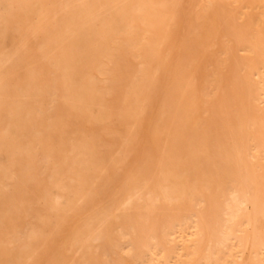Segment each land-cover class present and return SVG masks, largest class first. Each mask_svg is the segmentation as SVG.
Here are the masks:
<instances>
[{
  "label": "bare ground",
  "instance_id": "1",
  "mask_svg": "<svg viewBox=\"0 0 264 264\" xmlns=\"http://www.w3.org/2000/svg\"><path fill=\"white\" fill-rule=\"evenodd\" d=\"M54 1L59 5L51 14ZM187 1L17 0L22 14L36 13L34 34L44 30L43 46L52 45L55 55L53 77L46 78L47 49L43 65L25 62L20 51L0 55V113L5 118L0 123L5 158L0 163V264H37L42 250L67 232V250L87 249L82 264H100L85 255L93 246L97 258L105 256L108 237L112 254L119 249L129 253L125 264H264V13L255 16L243 10L249 8L246 1L237 0L235 17L252 24L241 43L229 36L233 29L224 0H197L188 31L193 44L188 42V51L194 56L183 64L179 79L184 87L176 105L148 125L138 119L142 96L136 95L140 102L130 109L127 92L132 89L120 111L109 106L115 88L111 80L120 69V57L113 58L117 34L125 33L132 20L147 27L162 23V36L169 34ZM251 1L264 7V0ZM163 38L154 44L162 46ZM226 40L231 49L225 58ZM205 56L213 62L198 80ZM140 64L149 65L146 60ZM140 71L134 85L145 87ZM10 72H24L25 79L11 82ZM232 82L238 83L236 98L228 99ZM93 122L125 123L129 131L114 152L103 151L99 136L87 130ZM216 125L221 131L234 127L231 137L209 138L207 132ZM144 133L151 139L144 162L124 186L118 180ZM23 184L38 191L42 202L32 222L19 227L14 223L24 201L17 204L13 198ZM116 184L123 194L112 208H99L83 227L78 221L69 224L67 217L90 202L107 203L103 194ZM168 243L175 253L167 251ZM137 253L143 257L138 263ZM112 254L103 264L117 263ZM64 260L54 264H67Z\"/></svg>",
  "mask_w": 264,
  "mask_h": 264
},
{
  "label": "rangeland",
  "instance_id": "2",
  "mask_svg": "<svg viewBox=\"0 0 264 264\" xmlns=\"http://www.w3.org/2000/svg\"><path fill=\"white\" fill-rule=\"evenodd\" d=\"M196 1L197 0L187 1L185 7L184 6H183L184 8L182 7L183 8L181 12L182 17L180 16L179 22L174 28H172L169 34L168 33L163 34L164 38L162 36V29H161L162 23L159 22H157L156 25L154 24L151 27H147L145 24H143L140 21L132 20L127 22L128 28L125 33L121 35L117 34V38H118V43L116 45L117 51L113 52L114 53L113 58H115L116 55L120 57V69L117 70V72L114 75V78L111 80L114 82L115 88L109 94V106L112 107L116 112L120 111L121 109L119 107L120 104L123 103V98L126 94L127 89H132L131 92H127L128 94L131 93L130 97L132 100H129L131 102L128 103L129 105H131L130 107L131 111L135 109L133 108L134 105L132 106V103L135 104V102L139 101L136 95L138 96L140 95V97L142 96L141 102L143 104V109L138 119L142 121L143 124L145 125L151 124L152 122L155 123L161 113L165 115L166 112H168V109L173 108V106H175L176 103L180 100V96H181L180 91L184 86L183 85L181 86L179 76L183 71V64L186 61V58H189V56L192 57L194 56V54H192L193 52L188 51L189 50L188 47L190 45H193L192 40L188 34L189 33L188 31L194 21V14H195L194 10L196 8L195 7ZM244 1H246L245 5H247L249 8L247 9L245 8L243 10H247V12L252 13L255 16L259 13H264V7H260L254 4L251 0H244ZM223 3H224L223 7L227 9L228 15H230L231 17L230 27L233 30H231V32L230 31L228 32L229 36L231 35H233L234 37L236 36L241 43H245V41H247V32H249L252 24L247 22L245 19L235 17L234 14L237 7V0H224ZM49 4L50 5L48 8H50L51 6V8L49 9V13L52 14L53 7H57V5L59 4L56 1ZM35 14H36L35 12L22 14L19 8V4L17 3V0H0V55L3 56L6 53L12 54L13 52L20 51L19 54L25 62L28 63L35 62L36 64L37 61V64H41V65H43L44 62H46V59L43 57L48 56L46 58L49 59V63H47V65H44L46 67L45 78L51 76L53 77V58L55 55L53 51V46L52 45L48 47L43 46V43L46 38L44 30H39L34 34L35 31L34 26L37 20ZM224 27H223L224 29H222L223 32L226 31L228 26H224ZM161 38H163L162 40H164L163 45L162 46L155 45L154 44L155 39H161ZM188 42L189 44L190 43L191 44L189 45ZM44 49H47L45 56H43L42 53ZM230 49H231V43L228 40H226L223 43V51L225 58L230 56ZM140 53H142L141 54L142 56L139 57L138 54ZM216 54L217 53H213L212 56H215ZM238 55H243V52H239ZM143 57L145 59H143ZM207 57L209 56H205V60H203L205 63L207 62L206 67L204 62L202 63V65L204 66L203 67L204 70L203 69L201 70L202 68L201 66L197 70L198 80L200 79L203 80L202 78L204 77L202 76H205V72H206L205 68L211 66L213 62L212 59L210 58L211 56L209 58ZM145 60L146 62H148L149 65L141 66L140 63ZM233 69H232V75L234 74L235 71ZM138 70H141L139 76L142 77V81L144 82L143 86L145 87L136 84L134 85L135 76L138 74L137 73ZM55 72L60 74L58 70H55ZM7 78H9L11 82H15L16 84H19L25 79V75L24 72L23 73L21 72L19 74L18 73L12 74L10 72V74L7 75ZM231 84L232 85L230 88V92H228V99H235L236 90L238 89L237 88L238 83L232 82ZM58 89H60L59 91H63L61 86H59ZM208 91L209 93H212L213 88L209 87ZM153 100L154 102H152ZM50 107L53 111L56 110V105L54 102L51 103ZM215 111L217 110L214 109V112ZM4 121L5 118L3 117L1 112L0 123H3ZM125 126H127L125 123L104 124L100 122H96V123L93 122L91 124L86 125L87 130L90 134L99 136L100 141L98 145L101 146V149L103 151L111 150V152H114L117 149V147L120 145V140L122 139V135L126 134L129 131V129H127L129 127L127 126L126 128ZM215 127H216L215 131L214 129L212 130L210 129L209 132H207V134H209L208 135L209 138L211 139L215 138L214 137L215 135L217 137L220 133L223 140H227L228 138L231 137L234 131L233 130L234 127L232 126H229V129L224 131L219 130L218 125H216ZM210 131L213 134L210 135L211 133ZM144 134L140 137V140H137L135 154L131 157L128 165L123 169L121 173V177L118 180V182L120 181V183L123 182L124 186H126L135 177L136 173H138L139 170L138 168L139 164L144 162L143 160L145 158V155L147 154L148 151L147 149L149 148L151 142L149 134L148 133H144ZM217 149L223 150L222 148H216V151H218ZM216 153L222 154V151H220V153L219 151ZM0 154L2 155V156L0 155V163H2L5 160V158L1 152ZM218 156L217 158H219ZM222 156L223 155H220V158ZM230 169L231 168L227 170L229 173H231ZM128 172L129 173L131 172V174H128ZM44 182H46V179L43 180V183ZM24 186L28 188L27 191H25V189L27 188L24 189ZM22 187H20V189L16 191L15 197L13 198L14 202L17 204L20 202V200L24 201L23 203L18 204L20 205L19 207L21 208V212H20L21 216L19 214V217L17 218V220H15L14 223L19 227L23 225H29L32 222L33 215H35L38 212L39 205L42 202L40 198V193L38 191H33L32 189H29V186L25 184H23ZM122 194L123 191L119 189V186L117 184L114 187L112 186L111 188L108 189L106 194H103V196L105 195L104 197L106 198L103 199L106 200L107 203L104 201H103L104 203L103 202L99 203L100 201L99 198L96 201L94 200L90 202L84 208V210H81L75 214H71L69 217H67L69 224H73L74 221L75 222L78 221L77 224H79L80 227H83L87 223V221L91 218V216L97 212L99 208L104 207V205H106L104 208H112V205L115 204L114 202L117 199H119L122 196ZM27 197L28 200L26 201L25 198ZM96 204L98 206L99 204L102 205L97 207ZM51 224H49L50 227L55 225L54 219L51 220ZM67 233L62 234L61 238L62 237L63 238L62 239L60 238L61 239L60 241L55 242L52 245L47 246L42 250L41 255L37 260V264H54L61 257L65 259L64 261L67 264H70L72 260H74V262L77 264H82V260H83L82 255L84 252H86L87 249L79 250L77 246H74L71 249L67 250L66 247H64V245L68 242L70 238L69 236L70 233L68 234ZM18 234L20 233L16 232L15 236H17ZM111 242H112L111 237H108L106 245L103 247V252H105L106 254L105 256H111L112 254L113 249L111 246ZM166 247H167V251L171 253H175L177 250L174 247V244L172 243H168ZM15 251H18V249ZM93 251H94V247L91 246L89 248V253L85 255V258L88 261L96 260L100 264H103V262L105 263V259H103L105 256H101L97 258ZM112 255L117 260L116 264H125L130 262V255L128 252L125 251V249H119ZM134 256L137 259L135 261L136 263L142 261L143 259L142 255L138 253L135 254ZM21 261H24V259H22Z\"/></svg>",
  "mask_w": 264,
  "mask_h": 264
}]
</instances>
